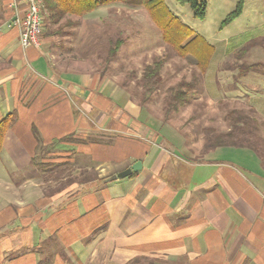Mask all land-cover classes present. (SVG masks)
<instances>
[{"label":"crops","instance_id":"crops-1","mask_svg":"<svg viewBox=\"0 0 264 264\" xmlns=\"http://www.w3.org/2000/svg\"><path fill=\"white\" fill-rule=\"evenodd\" d=\"M25 2L0 0V121L15 115L0 175V264H264L262 160L250 154L248 169L210 153L174 156L124 73L92 65L98 43L111 41L87 33L102 9L58 23L43 14L40 46L24 48L9 24ZM115 97L111 116L82 113ZM137 162L138 172L107 181Z\"/></svg>","mask_w":264,"mask_h":264},{"label":"rangeland","instance_id":"rangeland-1","mask_svg":"<svg viewBox=\"0 0 264 264\" xmlns=\"http://www.w3.org/2000/svg\"><path fill=\"white\" fill-rule=\"evenodd\" d=\"M130 1L131 4L117 3L95 10L100 12L102 9V12L94 18L87 33L91 31L94 41L100 42L101 38L111 41L98 43L94 50L93 67L98 70L108 68L110 73L123 72L129 94L142 103L145 93L140 83L145 67L155 59H166L159 89L144 106L150 115L164 123L161 130L164 135L170 136V148L175 149L173 155L181 157L187 154L188 158L199 159L210 153L209 159L214 157L248 169L254 168L257 163L250 158V154L256 161L259 159L254 148L221 147V152L212 156L219 148L213 151L208 145L231 129L228 115L239 112L250 116L259 127L253 133L247 128L243 138L250 140L264 154V0H200L206 3L203 19L194 17L190 5L165 0L172 14L213 47L207 72L203 75L193 56L183 59L165 43L162 32L146 9L135 5L138 0ZM99 20L103 23L99 24ZM117 39L123 41L122 50L109 60V50L114 48ZM194 78L197 81L190 89V101L164 121L168 89L181 82H193ZM107 100L109 103L106 105L103 101H91L88 104L91 111L82 109L85 118H95L98 110L111 116L114 107L122 106L117 97ZM177 135L183 137V145L180 144L182 138ZM89 141L95 143L91 139ZM181 145L186 153L180 149ZM42 157L32 158L33 164L41 163ZM13 159L19 164L23 162L20 156ZM10 162V152L3 147L0 175L8 173ZM242 170L250 180L260 179L254 172ZM47 171L42 173L48 174ZM53 177H56L55 174Z\"/></svg>","mask_w":264,"mask_h":264},{"label":"trees","instance_id":"trees-1","mask_svg":"<svg viewBox=\"0 0 264 264\" xmlns=\"http://www.w3.org/2000/svg\"><path fill=\"white\" fill-rule=\"evenodd\" d=\"M182 5H190L195 18L203 19L206 15V3L200 0H177ZM43 14L51 22L58 23L62 19L71 17H83L94 12L102 6L113 4H131L129 0H43ZM135 5L146 9L149 16L156 23L162 32L165 43L173 49L178 56L183 59L186 56H193L196 59V66L200 70V74L207 72L209 62L213 54L211 47L206 40L195 32L186 24L181 22L174 14L168 10L165 0H138ZM123 41L119 39L115 42L114 48L109 51V60L117 54L118 49L122 46ZM166 63V59L158 58L150 65H147L141 77V86L145 93L143 104L151 99L154 92L159 89L161 84V72ZM249 68V67H248ZM250 70V69H249ZM195 79V78H194ZM193 82H181L178 86L169 88L166 97V113L165 120L168 121L171 113L178 112L181 106L190 101V89L196 84ZM234 115V116H233ZM236 115V116H235ZM231 129L224 135L217 136L215 142L208 145L213 150L221 147H248L254 148L259 158L264 162V154L250 140L243 138L245 131L250 129L258 131L257 123L243 113L229 114ZM15 122V115L9 114L0 121V154L3 150L6 133ZM61 141H56V146ZM49 147L50 149L52 148Z\"/></svg>","mask_w":264,"mask_h":264},{"label":"built area","instance_id":"built-area-1","mask_svg":"<svg viewBox=\"0 0 264 264\" xmlns=\"http://www.w3.org/2000/svg\"><path fill=\"white\" fill-rule=\"evenodd\" d=\"M25 15L16 18L9 26L20 29V44L24 48L39 47L43 29V0H25Z\"/></svg>","mask_w":264,"mask_h":264},{"label":"water","instance_id":"water-1","mask_svg":"<svg viewBox=\"0 0 264 264\" xmlns=\"http://www.w3.org/2000/svg\"><path fill=\"white\" fill-rule=\"evenodd\" d=\"M141 167H142V163L137 162L132 167L126 169L125 171H122V172L118 173L117 175L110 177L109 179H107V181L116 180L118 178L122 179V178H126L128 176H131L133 173L138 172L141 169Z\"/></svg>","mask_w":264,"mask_h":264}]
</instances>
